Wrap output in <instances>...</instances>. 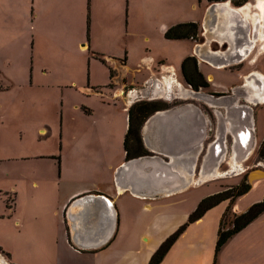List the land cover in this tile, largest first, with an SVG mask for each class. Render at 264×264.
I'll use <instances>...</instances> for the list:
<instances>
[{
    "label": "rangeland",
    "instance_id": "obj_1",
    "mask_svg": "<svg viewBox=\"0 0 264 264\" xmlns=\"http://www.w3.org/2000/svg\"><path fill=\"white\" fill-rule=\"evenodd\" d=\"M189 1L196 2L0 0V259L4 264H98L97 260L124 264L125 258L138 264L148 244L142 234L159 241L147 264L162 241L187 222L193 210L184 212L198 196L196 204L208 190L216 193L243 180L245 174L220 172L183 194L151 202L149 213L141 210V202L131 200L134 209L118 224L116 239L98 252H81L66 242L62 206L72 194L105 188L111 152L122 150L103 147L99 145L103 139L95 137L96 131L105 135L115 126L105 117L108 108L100 105L111 97L103 84L117 66L114 58L127 56L129 66H135L152 55L172 59L173 52L186 50L188 44L169 42L158 25L165 19L193 16L187 11ZM199 34L200 29L195 40ZM206 67L215 82L228 84L238 76L230 69ZM144 77V72L131 76L129 85L127 74L123 91L145 90L140 82ZM181 77L188 84L182 72ZM194 90L219 97L210 86ZM260 107L253 106L251 112L259 110L258 136L263 138L264 106ZM260 143L244 160L250 169L257 161L264 162L257 155ZM241 212L231 206L227 216ZM131 220L139 222L131 226ZM143 244V250L132 254L118 253L117 247L136 249Z\"/></svg>",
    "mask_w": 264,
    "mask_h": 264
},
{
    "label": "crops",
    "instance_id": "obj_2",
    "mask_svg": "<svg viewBox=\"0 0 264 264\" xmlns=\"http://www.w3.org/2000/svg\"><path fill=\"white\" fill-rule=\"evenodd\" d=\"M187 11L193 12V16L187 20L165 19L158 25L162 35L173 24L188 21L198 23L200 29L198 40L185 38L169 41L173 44H188L186 50L173 52L172 59L152 55L135 66H129L127 56L114 58L117 66L113 69V76L107 84H103L111 90V97L102 100L100 105L108 108L104 111L105 117L113 119L115 126L108 134L106 131L105 135L96 131L95 137L97 140L103 139V142L99 143L103 147L122 150L120 154L119 151L111 152L110 174H106L109 181H105V188L99 187L98 190H90L88 193L72 194L70 197L73 195L74 197L62 206L65 238L72 249L94 253L108 246L113 239H116L120 230L118 224L122 225L123 216L127 219L129 217L127 214L133 211L131 200L141 202V210L149 213L152 208L151 202L183 194L192 185L202 184L220 172L236 173V176L245 174L250 185L249 190L234 198L231 204L228 200L220 202L207 210L201 218L190 223L159 263L214 264L217 231L224 209L232 206L237 207L239 212H244L252 203L264 197V162L257 161L250 169L244 164L246 161L241 163L236 161V150L231 149L215 166L207 151V141L197 144L198 129L203 124L211 120L215 123L211 137L208 138L211 140L216 133L218 134L219 128L232 127L230 121L235 126L236 122H244L242 116L245 115L244 120H246L247 113L241 111L244 103L255 108L264 106L262 66L264 0H245L241 4H236L232 0H196L194 3L189 1ZM186 56L196 58L198 68L209 82L210 89L224 95L220 101L211 103L187 96L191 87L185 84L181 77V62ZM208 65L218 70L230 69L238 76L235 81L228 84L215 82L214 77L211 76L213 74L211 68L206 67ZM143 72L146 78L144 77L140 82L143 83L145 90L139 92L138 88L133 87L124 92L123 87L126 83L133 84L131 76L135 77L136 74ZM127 74L130 80L125 83L124 78L127 80ZM142 94H146L147 97L136 98ZM230 98H233V101H230ZM254 98L259 99L257 104L252 103ZM142 100L160 101L166 105V108L154 111L145 118L140 127L142 145L149 155H140L127 160L124 137L128 127V110L132 104ZM242 101L244 103L241 104ZM212 104L215 110L213 118L209 121L208 110ZM98 106L95 105V108ZM258 112L259 110L256 114L251 112L249 115L255 135L254 149L264 138L258 136ZM107 124L109 126L110 123L107 121ZM223 163H225L224 167L221 166ZM167 166L170 169H167ZM169 172L173 175H169ZM214 191L208 190L204 194L206 196ZM89 194L110 197L117 212V221L111 238L98 247H91L89 244L98 242L102 236L107 235L110 227L107 225L103 211L88 209L86 214H81L83 202L79 203L78 200H84L83 196ZM198 198L199 196L184 214L195 208ZM131 222L132 226L139 221L131 220ZM141 236L148 244L144 254L146 256L138 264H145L149 253H152L159 241L145 234ZM125 239L129 240V237ZM56 241L59 242V239L57 238ZM145 246L143 244L136 249L133 247L123 249L117 247V249L120 250L119 254L122 251L132 254L140 249L143 250ZM97 262L109 264L107 260H97ZM123 263L132 264V261L125 258ZM216 264H264V211L223 244L217 252Z\"/></svg>",
    "mask_w": 264,
    "mask_h": 264
},
{
    "label": "trees",
    "instance_id": "obj_3",
    "mask_svg": "<svg viewBox=\"0 0 264 264\" xmlns=\"http://www.w3.org/2000/svg\"><path fill=\"white\" fill-rule=\"evenodd\" d=\"M232 1L236 4L245 2V0ZM198 32L199 26L196 22H179L169 26L165 30L163 36L168 40H178L185 38L195 40L197 39ZM181 72L185 81L194 89L210 86L203 73L199 70L197 60L194 56H186L182 60ZM113 73V69H110V77L113 76ZM163 108H166V105L159 104L157 101H139L130 106L128 110V127L124 137V147L127 159L148 154V151H146L142 145L140 127L145 118H147L154 111ZM257 155L264 161V138L258 147ZM249 188L250 185L247 182L246 177L244 176L243 180L239 184L227 187L216 193L201 198L193 211L188 215L187 222L181 225L174 233H172L162 241L155 252L151 255L147 264H159L172 244L185 230L186 226L189 223L198 220L204 215L207 210L216 206L222 201L228 200L229 204H231L234 198L244 194L249 190ZM228 209L229 206L221 215L219 221L217 239L215 244L214 264H216L217 252L221 249L223 244L264 211V197L260 201L252 203L244 212L233 214L231 218L227 216Z\"/></svg>",
    "mask_w": 264,
    "mask_h": 264
},
{
    "label": "water",
    "instance_id": "obj_4",
    "mask_svg": "<svg viewBox=\"0 0 264 264\" xmlns=\"http://www.w3.org/2000/svg\"><path fill=\"white\" fill-rule=\"evenodd\" d=\"M151 81V79H149V82ZM191 91L193 93H195V95H197L196 99H202V100H207L209 102H211L212 100L217 99L216 96H214L213 94H209V93H205L201 90H194L193 88H191ZM206 96V98L204 97H199V96ZM141 98H146V94H144L143 96H140ZM139 98V97H136ZM230 101H233V98H230ZM259 102V99L254 98L252 100V103L257 104ZM248 104V103H247ZM214 105H210V110H209V121L212 119V114L215 110V107H213ZM252 106V105H251ZM250 105L246 106L244 105L241 109L242 112H246L247 116H246V120H244V117L242 116V123H234L235 126L233 125V123L230 121V124L232 125V127L230 126V128L225 127H221L219 128V132L218 134L216 133V136L214 135V137L211 140H208V138L210 137V134L213 132V126L211 121L208 123L203 124L199 129H198V140H197V144H202L203 142L207 141V145H208V149L207 151H209V154L212 158L213 163L215 164V166L218 164V162L223 158L224 153L229 149H235L236 150V161L237 162H242L244 161L248 155L250 154L254 144H255V136H254V132L252 130V123L250 120V113H251V107ZM233 127H235V130H233ZM230 139V141H229ZM149 155V154H146ZM145 155V156H146ZM143 156V155H142ZM130 159V158H129ZM127 159V160H129ZM214 167V166H213ZM167 169H170L169 166L166 167ZM171 173L169 172V175ZM173 175V174H171ZM84 200L79 199V203L83 202V213L81 214H86V210L90 209V210H94V209H98L99 212H104L105 217L107 218V222H108V227L109 231L107 235H104L100 238V240L98 242H95L93 244H89L91 247H98V246H102L103 244H105L112 236L113 232H114V228L116 225V221H117V212L115 209V206L112 202V200L110 199V197L102 195V194H96V195H85L83 196ZM91 214V213H89ZM86 216V215H85ZM84 221V219H82ZM82 224V223H81ZM81 246H86L84 244H79Z\"/></svg>",
    "mask_w": 264,
    "mask_h": 264
},
{
    "label": "bare ground",
    "instance_id": "obj_5",
    "mask_svg": "<svg viewBox=\"0 0 264 264\" xmlns=\"http://www.w3.org/2000/svg\"><path fill=\"white\" fill-rule=\"evenodd\" d=\"M143 95H144V94H142V96H143ZM189 95L192 96L193 98H198V97H196L197 95H195V93H193L191 90H190V94H188L187 96H189ZM199 97H204V98H206V96H204V95H203V96H199ZM220 98H221V97H217V99L212 100L211 103H217L218 101H220ZM0 264H4L3 260H1V259H0Z\"/></svg>",
    "mask_w": 264,
    "mask_h": 264
},
{
    "label": "clouds",
    "instance_id": "obj_6",
    "mask_svg": "<svg viewBox=\"0 0 264 264\" xmlns=\"http://www.w3.org/2000/svg\"><path fill=\"white\" fill-rule=\"evenodd\" d=\"M190 87H191V86H190ZM191 88H192V87H191ZM214 124H215V123H214ZM213 127H214V125H213ZM213 129H214V128H213ZM254 136H255V135H254ZM210 137H211V136H210ZM210 137H209V138H210ZM212 138H213V137H212ZM254 146H255V144H254ZM254 146H253V148H254ZM253 148H252V150H253ZM252 150H251V152H252ZM228 151H230V150L228 149L224 154L228 153ZM251 152H250V153H251ZM248 156H249V155H248ZM223 157H224V156H223ZM247 158H248V157H247ZM247 158H246V159H247ZM246 159H245V160H246ZM262 161H263V160H262ZM240 163H241V162H240Z\"/></svg>",
    "mask_w": 264,
    "mask_h": 264
},
{
    "label": "flooded vegetation",
    "instance_id": "obj_7",
    "mask_svg": "<svg viewBox=\"0 0 264 264\" xmlns=\"http://www.w3.org/2000/svg\"><path fill=\"white\" fill-rule=\"evenodd\" d=\"M219 97H222V96H224L223 94H219L218 95ZM208 110V109H207ZM210 110V109H209ZM209 110H208V114H209ZM212 125H214V122H213V120H212ZM229 141H230V139H229Z\"/></svg>",
    "mask_w": 264,
    "mask_h": 264
}]
</instances>
